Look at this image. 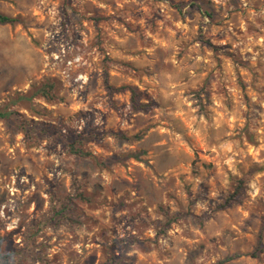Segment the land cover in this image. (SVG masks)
<instances>
[{
	"label": "rangeland",
	"instance_id": "rangeland-1",
	"mask_svg": "<svg viewBox=\"0 0 264 264\" xmlns=\"http://www.w3.org/2000/svg\"><path fill=\"white\" fill-rule=\"evenodd\" d=\"M0 13L17 20L0 23V108L90 133L77 155L0 117V264H264L249 255L264 243V0H0ZM47 81L49 101L35 94Z\"/></svg>",
	"mask_w": 264,
	"mask_h": 264
},
{
	"label": "trees",
	"instance_id": "trees-1",
	"mask_svg": "<svg viewBox=\"0 0 264 264\" xmlns=\"http://www.w3.org/2000/svg\"><path fill=\"white\" fill-rule=\"evenodd\" d=\"M15 17H11L9 15L0 13V23H14L16 22ZM54 84L50 81L43 83L35 92L36 95L42 96L46 100H52L55 98L54 94ZM109 89H128L130 92L131 105L134 110H144L147 108L148 104L140 102L137 99L138 93L133 86H120L118 88H113L112 86H108ZM19 99H26V96H19ZM0 117L7 118L14 123V125L22 132L24 138L28 141L35 142L38 137L41 135H45L46 137L52 138L54 141L60 142L62 145L68 146L69 150L77 155H88L89 152H85L82 150L80 143L82 138L87 137L90 133L86 134H78L76 136H66L61 130H55L48 127H40L37 125H30L20 118L15 116V112L12 110H6L5 108H0ZM136 138H139L140 135L136 134ZM243 185V181L241 179L236 180V184L227 197L224 199L223 203L220 204V207H226L232 202H236L238 199V195L241 192V187ZM70 209V204L68 202H64L62 206L52 208V214L54 217H67V211ZM69 217V216H68ZM264 251V243L256 248L255 251L250 252L249 255L252 257H256L258 252ZM235 257V255H229L224 258V260H231ZM103 264H117L115 261V257L113 255H108L107 259L103 262Z\"/></svg>",
	"mask_w": 264,
	"mask_h": 264
}]
</instances>
